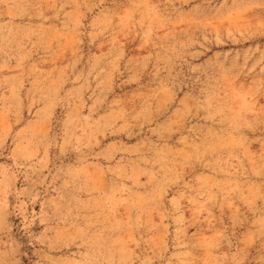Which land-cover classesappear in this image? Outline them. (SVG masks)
<instances>
[{"label": "rangeland", "instance_id": "1", "mask_svg": "<svg viewBox=\"0 0 264 264\" xmlns=\"http://www.w3.org/2000/svg\"><path fill=\"white\" fill-rule=\"evenodd\" d=\"M0 264H264V0H0Z\"/></svg>", "mask_w": 264, "mask_h": 264}]
</instances>
